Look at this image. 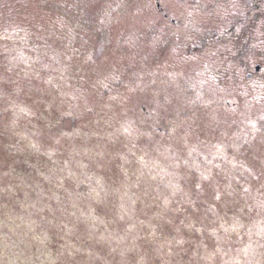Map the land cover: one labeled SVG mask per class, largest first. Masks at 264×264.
Returning <instances> with one entry per match:
<instances>
[{"label": "rangeland", "instance_id": "1", "mask_svg": "<svg viewBox=\"0 0 264 264\" xmlns=\"http://www.w3.org/2000/svg\"><path fill=\"white\" fill-rule=\"evenodd\" d=\"M165 2L185 28L234 13ZM177 35L153 0H0V264H264V53L243 86V40L188 58ZM187 79L207 102L155 135Z\"/></svg>", "mask_w": 264, "mask_h": 264}, {"label": "flooded vegetation", "instance_id": "2", "mask_svg": "<svg viewBox=\"0 0 264 264\" xmlns=\"http://www.w3.org/2000/svg\"><path fill=\"white\" fill-rule=\"evenodd\" d=\"M181 5L188 3L192 6L196 4V0L179 1ZM154 9L158 16V20L165 26L170 27L173 30H178V35L188 33L189 37L186 38L187 42L183 49L184 56L188 58H197L202 56L208 50L215 46H222L228 42H237L243 40L240 47L236 51V60L232 61L229 68H225L222 75L236 76L238 70L237 65L241 66L240 76L243 86L248 85L250 81H254L256 76L262 71L263 64L259 61L249 62L247 60L248 55L256 51L259 55L264 53V46H257L255 41V32L257 26H259L258 17L264 10L263 0H232V6L234 7V13L229 21L224 24L225 27L219 28V26H213L211 28L206 27L202 22H195L192 26L189 25L185 28L182 24L181 18L174 16L170 7L165 0H153ZM193 7V6H192ZM254 28V36L251 40H248L247 35ZM183 29V31L181 30ZM118 83V81H116ZM183 99L186 102V106L180 108L179 111L169 110L166 114L164 112L159 114L156 118V122L153 124L152 129L157 136H167L172 129L174 120L176 118H188L192 108H200L202 104L209 98L206 89L199 85L193 79H187L182 84ZM215 104L218 107L224 109L233 108L236 105L235 100L228 98H222L215 100ZM143 112L147 114L149 118L153 117L154 113L148 111L145 107H142ZM256 132L264 135V121L258 120L255 125ZM242 146L248 147L251 142L242 141ZM195 201V200H193Z\"/></svg>", "mask_w": 264, "mask_h": 264}]
</instances>
